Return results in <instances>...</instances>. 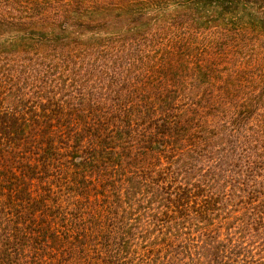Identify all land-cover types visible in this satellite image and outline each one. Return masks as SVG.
Returning <instances> with one entry per match:
<instances>
[{
    "label": "trees",
    "instance_id": "obj_1",
    "mask_svg": "<svg viewBox=\"0 0 264 264\" xmlns=\"http://www.w3.org/2000/svg\"><path fill=\"white\" fill-rule=\"evenodd\" d=\"M0 264H264V0H0Z\"/></svg>",
    "mask_w": 264,
    "mask_h": 264
}]
</instances>
